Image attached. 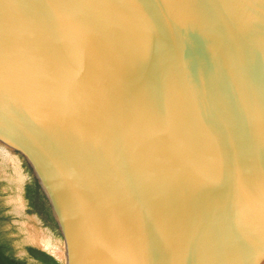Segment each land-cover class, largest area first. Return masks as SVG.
Returning <instances> with one entry per match:
<instances>
[{"label":"water","instance_id":"obj_1","mask_svg":"<svg viewBox=\"0 0 264 264\" xmlns=\"http://www.w3.org/2000/svg\"><path fill=\"white\" fill-rule=\"evenodd\" d=\"M0 143L62 264H264V0H0Z\"/></svg>","mask_w":264,"mask_h":264},{"label":"rangeland","instance_id":"obj_2","mask_svg":"<svg viewBox=\"0 0 264 264\" xmlns=\"http://www.w3.org/2000/svg\"><path fill=\"white\" fill-rule=\"evenodd\" d=\"M24 161L18 150L0 143V209L4 217L2 228L13 238L16 254H24L26 246H34L58 257L56 250L64 251L62 236L45 227L39 217L27 211L24 187L30 175ZM59 259L64 263V258Z\"/></svg>","mask_w":264,"mask_h":264},{"label":"trees","instance_id":"obj_3","mask_svg":"<svg viewBox=\"0 0 264 264\" xmlns=\"http://www.w3.org/2000/svg\"><path fill=\"white\" fill-rule=\"evenodd\" d=\"M25 168L30 175V180L25 184L24 197L28 204V213L37 214L43 221L45 227L50 228L57 235H60L58 225L52 215L51 207L44 195L41 187L35 178L32 168L24 161ZM0 209V264H62L51 254L34 246H26L25 250L32 260L27 257H17L13 238L9 232L2 228L4 217L1 216Z\"/></svg>","mask_w":264,"mask_h":264},{"label":"bare ground","instance_id":"obj_4","mask_svg":"<svg viewBox=\"0 0 264 264\" xmlns=\"http://www.w3.org/2000/svg\"><path fill=\"white\" fill-rule=\"evenodd\" d=\"M56 254L59 258L63 259L64 258V254L63 252H61L60 250H56Z\"/></svg>","mask_w":264,"mask_h":264},{"label":"flooded vegetation","instance_id":"obj_5","mask_svg":"<svg viewBox=\"0 0 264 264\" xmlns=\"http://www.w3.org/2000/svg\"><path fill=\"white\" fill-rule=\"evenodd\" d=\"M31 214H34V215H36L37 217H39L37 214H35V213H31ZM40 218V217H39ZM40 220L42 221V219L40 218ZM42 223H43V221H42ZM48 228V227H47ZM50 229V228H49Z\"/></svg>","mask_w":264,"mask_h":264},{"label":"crops","instance_id":"obj_6","mask_svg":"<svg viewBox=\"0 0 264 264\" xmlns=\"http://www.w3.org/2000/svg\"><path fill=\"white\" fill-rule=\"evenodd\" d=\"M23 258V257H22ZM28 258V257H27Z\"/></svg>","mask_w":264,"mask_h":264}]
</instances>
